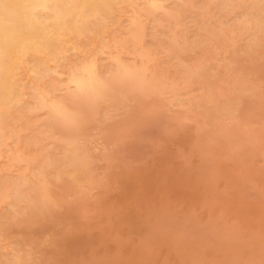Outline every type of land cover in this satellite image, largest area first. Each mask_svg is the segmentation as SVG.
<instances>
[{"label":"rangeland","instance_id":"1","mask_svg":"<svg viewBox=\"0 0 264 264\" xmlns=\"http://www.w3.org/2000/svg\"><path fill=\"white\" fill-rule=\"evenodd\" d=\"M123 1L96 0V7L94 10L95 12L86 9L80 13L79 17H73L69 21L68 33L70 34V39L73 41L72 46L75 44L79 45L77 43H81L83 44V47L86 45L85 48L88 49V45L90 44L88 40L90 39L91 42L93 38L95 40H98L97 42L100 44L99 46L103 48L105 43H107L108 41L106 42V39L102 37L103 34H101L100 32L102 28L99 27H105V25H108L110 21L119 13L118 9L123 4L124 6H128L130 8V13L134 12L135 9L136 11L141 10V13L138 11L137 12L139 13L140 19L142 17L143 20H141L143 30L140 29L142 33L140 30L134 29L131 32L133 33V35L130 33V35L127 36L124 41H121V43L119 41V43H115L116 45L114 44L115 38L114 40L112 38L113 45L111 46V48H104L102 53L100 52L98 53L99 55H95V59L98 62L100 61L99 63L101 66V80L99 79L96 82L95 89H90L88 87L81 89L75 87L74 85L64 83L62 87L59 88L60 90L58 89L57 92H55L56 94H54V96L56 95V99L53 97L54 100L59 101L62 106H64L63 110L67 108L66 112L62 111L61 114L56 113L53 111V109L48 108H42V110L40 108L28 109L24 113L23 117H21L22 120L20 119V117H18L17 121L11 122V116L9 115L11 112L7 114V112L4 110L0 111L1 124L10 121L12 125L11 130L13 128L12 131L7 130V133L11 138H9V136L7 135V139L1 140V142H5L6 144L4 143L3 145H1L2 143L0 142V151L3 150L1 151L2 154L0 152V188H3L0 189V195L2 193V198H0V211L5 212L6 214L4 216L6 218H2L3 222L6 221V219L8 221V224L7 222H4V224L2 222L3 227L0 224V227H2L0 228V231L2 232V234L0 232V236H2L0 237V243L2 242V244H0V264H8V262H10L9 264H14L15 262V264H264V46L262 47V45H264L262 44L264 43V0H253L255 3L252 0H226L227 2L225 0H169L170 2L168 0H163V2H161L160 8L155 11H153L149 5L150 0H134L135 2H133L132 0V3H134L136 6L134 4H129L131 3V0H127V3L126 1ZM236 2L238 3L236 4ZM63 4L65 5L64 2L61 5ZM235 4L237 6H235ZM247 4L250 6H248ZM181 7L182 10H180ZM166 9L168 11H162ZM159 10L161 11L159 12ZM203 10L205 11L203 12ZM220 11H222V14H220ZM253 11L255 12V14ZM207 13L210 19L207 17ZM177 14L180 16V19L178 18ZM256 14L260 15L258 16ZM259 17H261V20L259 19ZM161 18L164 21L161 20ZM256 18L258 19L256 20ZM175 19L178 22H176ZM206 19L208 20V22ZM160 21L163 22L161 23ZM152 25L156 29L152 28ZM178 25L180 27H178ZM223 26L225 27L223 28ZM257 26L260 28H258ZM222 31H224V33ZM261 33L263 35H261ZM180 34L183 35L181 36ZM99 35L101 36L99 37ZM153 35L154 37L152 38ZM237 35L239 39H237ZM96 38H99L101 41ZM142 38L143 40L141 41ZM218 38L220 39L218 40ZM226 38L229 40H227ZM128 40H132L134 42L132 43L130 41L131 45H129L130 42ZM81 41H83L84 43ZM103 41L104 43H102ZM136 41H138V43ZM168 41L171 43H169ZM160 43L163 44L161 45ZM173 45L177 47L175 48ZM188 46L190 48H188ZM191 46H193L194 48ZM221 47L223 51L222 49H220ZM132 48L135 49L133 50ZM127 49L128 52L126 51ZM123 50L125 52H123ZM138 50L141 51L142 54ZM208 50H210V53L208 52ZM196 51L199 52L197 53ZM146 52L148 57L146 55ZM157 52H159L160 54ZM169 53H171V56ZM223 53H225L226 55ZM178 54L181 55L179 56ZM194 54L196 57L194 56ZM102 55L104 56L105 60H103L104 58ZM107 56V59L111 61L109 62L107 60V63H104L106 62ZM251 56L255 58V60ZM40 57L41 53L38 50H33L26 56V65H24L23 62L21 65H19L18 63H15L14 65H6L5 71L7 73L5 72L3 75H1L3 81L0 84V94H7L8 92L6 90V87L10 85H12V88L15 91L24 88V91H28L26 93L29 97L26 98L25 102L28 101L29 105H34L32 102H36L37 100L34 97L32 98L29 96L31 95V93L34 94V91L31 88V85H29V81L25 83V80L28 78L30 80V77H28L27 74L28 67L36 64L39 61ZM190 57L192 60L189 59ZM101 59L103 61H101ZM118 59L121 60V64H117L118 61L116 60ZM241 60L244 63H242ZM238 61H240V64ZM192 62L194 63V65ZM231 62L233 64H230ZM63 63H59L60 65L56 64V66L54 65V67L56 68L57 66H59L60 68H62V65L64 66ZM250 63L252 64L250 65ZM198 65L199 68L197 67ZM234 66L236 67L235 72ZM252 66L254 67V70ZM59 67L57 69H60ZM229 67L230 69H234H231V71H229ZM107 68L110 69L106 71ZM248 68L250 69V72ZM239 69L241 73L239 72ZM62 70L63 69H60V71ZM251 71H253L255 75ZM229 74H231V76ZM156 77L158 78L156 79ZM234 81H236L237 84ZM46 85H49L48 78L46 79L44 86ZM249 85L251 86L249 87ZM258 86H260L261 88ZM254 87H256V89H254ZM127 88L129 89V91ZM225 91H228L229 95ZM61 92L64 93L61 94ZM129 92H131V94ZM244 93H246V96L243 95ZM64 94L67 96L63 97ZM255 96L261 97L257 98ZM156 97L159 99H157ZM235 98H237V100ZM245 98L247 100L246 102ZM163 99H165V104H162ZM203 99L204 101H202ZM239 99L240 103H238ZM30 100L33 101L31 102ZM155 100L157 101V105H155ZM158 100L160 101V103H158ZM135 101L137 104H135ZM244 102L246 104L249 103L247 105V109L249 108V110L243 108L245 110L244 111L242 109V107H244ZM169 103H171V105ZM209 104L210 106H208ZM150 105H152L153 107H150ZM155 106H157L156 110L160 107L157 110L158 112L156 110L153 111ZM140 107L142 110L140 109ZM167 107L170 110L168 109V111L166 112ZM160 109L162 110V112H160ZM32 112H36L35 115L37 114V117L35 115L34 117V113ZM51 112H54L55 114ZM150 112H152V115ZM212 112L215 113L212 115ZM246 112L249 114V116L251 115V117H248V114ZM130 113L131 116H129ZM135 113H137V115ZM31 114L32 117L30 116ZM238 115L239 117H241L239 118ZM8 116L9 118H7ZM143 116L146 119H143ZM152 116L156 117L153 118ZM130 117H133V119ZM147 118L150 119V121L147 120ZM48 119L52 120L50 121ZM220 119H222V121H220ZM236 119L237 121H235ZM238 119H240V121ZM243 119L245 123L244 121H242ZM41 120H43V122ZM141 120H146L147 123L145 121L142 122ZM249 120L251 121L248 122ZM232 121L234 124L232 123ZM241 122L243 123L241 124ZM90 124L91 126H89ZM118 124H122V130L120 126H118ZM224 124L225 127L223 126ZM52 125H54V128ZM99 125L101 127H99ZM220 125L222 128H220ZM208 126L211 127L209 128ZM216 126H218L221 131ZM46 127L52 130L49 131ZM229 127H233V130H231ZM96 128L99 131H97ZM117 128L120 129L118 130ZM125 128L127 131H125ZM235 128L238 133L240 132L241 134L236 133L237 131L235 130ZM215 129L217 131H215ZM222 129H224V131L226 129V131L222 132ZM18 130L20 131L17 134ZM101 131L104 133H102ZM243 131H248V133L246 132L244 134ZM217 132L221 133L222 137ZM226 132L227 135H225ZM256 132H258L259 136ZM208 133L212 134L215 138H213V136L211 135V138L208 137ZM86 134L89 135L87 136ZM223 135L225 138H223ZM231 135L232 137H230ZM57 138L59 140H57ZM235 138H238L240 141ZM216 139L219 140V144ZM232 139L238 141V143L236 141L234 142ZM22 140L25 142H23ZM37 141L43 142L41 143V145H39L40 143H36ZM212 143H214V146ZM42 144L43 147H41ZM71 145L74 146V148H72ZM18 149L20 150L19 152H17ZM51 150L53 151L51 152ZM20 152L24 153L21 154ZM19 153L20 157L18 158ZM74 153L76 155H74ZM23 157L27 159L22 160ZM30 157H32L33 159ZM34 158L35 160H37L35 161ZM86 158H89L91 161ZM17 159H19L20 162ZM54 159L57 163L54 161ZM26 161L29 162L27 163ZM84 161L86 163H84ZM33 162L35 163V165ZM6 163H8V165ZM12 164H16V166H14L16 169H13ZM38 164H40V166ZM52 164L54 165L52 166ZM31 165H33V169ZM57 165H59L60 167H57ZM80 165L84 166L81 167ZM63 166H65V169L63 168ZM4 167L5 169H3ZM21 167L23 169H21ZM43 167L48 170H51L52 168L53 169L51 170V172H49L50 170L48 171L45 168L43 169ZM79 168H81V171L79 170ZM2 172H4L3 175ZM13 172L16 174V177L14 176L15 174ZM44 173L46 175H40ZM7 174H9V176ZM28 174L29 176H31L30 178ZM65 175L68 177H66ZM93 175L95 177H93ZM56 176H59V178H57ZM6 177H9V179H11L9 180ZM25 177L26 179H22ZM69 177L71 178L69 179ZM80 177L83 178L84 181L82 179L79 180ZM19 178L22 181L18 180ZM31 178L33 179L32 182L35 181L34 184L32 182L29 183V181H31ZM38 178L41 181H39ZM89 178L90 180H88ZM58 179L59 181H57ZM23 180L26 182H23ZM5 182L6 184H4ZM7 182L10 183L11 186ZM39 182L47 186H43L45 193L44 190H42V184L40 183V185ZM81 182L84 184H82ZM87 183L88 185L90 184L89 188ZM2 184H4V186ZM68 184H71V186H73L71 187ZM5 185L8 186V189ZM76 185L80 187L82 193L80 190H78L79 188L76 187ZM21 187L23 188L21 189ZM68 187L70 188V190ZM61 188H64V190H62ZM72 189L73 191H71ZM9 190L10 192L13 191V193L11 192V195L9 194ZM87 190L89 191L85 193ZM36 193L38 194V196ZM67 194L69 195L67 196ZM24 195L27 196L25 197ZM49 195H51L52 197ZM23 196L24 198H26L25 200H23ZM73 196H75L77 199ZM65 197L68 198L66 199ZM70 198H74L73 201ZM4 199L9 200V203H7L8 201ZM57 199L60 200L57 201ZM2 200L6 201V203H4ZM15 201L17 202V204ZM22 201L24 202L22 203ZM2 202L4 206L2 205ZM24 203L27 204L24 205ZM19 204L21 205V207L17 206ZM22 204L24 206H22ZM33 204L37 206L35 207ZM19 208L21 209V213L19 211ZM34 208L35 210H37L35 211ZM13 209H16L15 214V211ZM8 212L11 214V216L10 214L8 215ZM32 212H34L36 216L35 214H32ZM15 216L16 218H13L12 220L11 218ZM9 219H11L12 221ZM19 221L21 222L19 223ZM16 222L18 224H16ZM27 223L31 226L27 227L29 226ZM22 226L25 227L23 228ZM20 233H22L24 236ZM27 233H31L32 235H29ZM38 234L39 236L42 235L44 237L38 236V238ZM27 239L29 242L27 241ZM36 239L38 240V242H41L39 243L40 245L37 244L38 242H35L37 241ZM25 241L29 244H26ZM23 243H25L26 247H24L25 245ZM31 243L32 246H30ZM28 249H30L31 251H28ZM33 250L34 252H32ZM10 254L11 256H9ZM2 255L4 256V258ZM32 260L33 263L30 262Z\"/></svg>","mask_w":264,"mask_h":264},{"label":"bare ground","instance_id":"2","mask_svg":"<svg viewBox=\"0 0 264 264\" xmlns=\"http://www.w3.org/2000/svg\"><path fill=\"white\" fill-rule=\"evenodd\" d=\"M104 1V0H103ZM117 1V0H116ZM119 1V0H118ZM123 1V0H122ZM126 1V3H127V0H124L123 2H125ZM129 1V0H128ZM142 1V0H141ZM141 1H140V3H141ZM145 1V0H144ZM169 1V0H168ZM168 1H166V2H168ZM187 1V0H186ZM213 1V0H212ZM216 1V0H215ZM226 1V0H225ZM253 1V0H252ZM65 3V5L63 6V5H61L62 3ZM96 0H0V84L2 83V77H1V75H3L6 71H5V66L6 65H14L15 63H18L19 65H21L22 64V62L24 63V65H26V56H27V54L29 53V52H32L33 50H38L40 53H41V57H40V59H39V61L36 63V64H34V65H32V66H30V67H28V72H27V74H28V77H30V80H29V78L28 79H26L25 80V83H27L28 81V83H30L29 85H31V88L33 89V91H34V94H32L31 93V95H29L30 97H34L36 100V102H32L33 100H30L34 105H29L28 104V101L27 102H25L26 101V98L28 97V94L26 93V92H28V91H24V88H22V89H20V90H18V91H15L13 88H12V85H10V86H7L6 87V90H7V94H0V111H2V110H4V111H6L7 112V114H9V112H11L9 115L11 116V119H10V121L12 122V121H17L18 120V117H20V119H21V117H23V115H24V113L26 112V110H28V109H36V108H40L41 110H42V108H48V109H53V111L54 112H56V113H59V114H61L62 113V111H65L66 112V109L65 110H63L64 108V106H62V104L59 102V101H56V100H54L53 99V97L56 99V95L54 96V94H56L55 92H57V90L60 88V87H62V85L64 84V83H67V84H69V85H74L75 87H77V88H81V89H83V88H85V87H88V88H93V89H95V85H96V82L100 79V76H101V66H100V61L98 62L96 59H95V55H97L98 53H102V51L104 50V48L106 49V48H108V49H110L111 48V46L113 45V40H114V38H115V42H114V44L115 43H119V41H120V43H121V41H124L125 39H126V37L127 36H129L130 35V33L135 29V30H140V29H142V17H141V19H140V16H139V13L138 12H140V11H136V9H135V11L134 12H131L130 13V8L128 7V6H124V4L123 5H121L120 7H119V9H118V7H117V9H118V11H119V13L110 21V23L108 24V25H105V27L103 28V27H99V28H102V30L100 31L101 32V34H103V36L102 37H104L105 39H106V42L107 43H105V45H104V47L103 48H101V46H99L100 44L97 42L98 40H95V39H93L92 38V40H91V42H90V39L88 40V42L90 43L89 45H88V49H86L85 48V46L83 47V44H81V43H77V44H79V45H73L72 46V43H73V41L70 39V37H69V33H68V29H69V21H70V19L71 18H73V17H79L80 16V13L81 12H83L84 10H86V9H88V10H92V11H94L95 10V7H96ZM133 2H135L134 0H133ZM139 2V1H138ZM161 2H163V0H150L149 1V5H150V7L152 8V10L153 11H155V10H158L159 8H160V6H161ZM166 2H165V4H166ZM170 2V1H169ZM189 2V1H188ZM197 2V1H196ZM227 2V1H226ZM245 2V1H244ZM254 2V1H253ZM257 2V1H256ZM108 3V2H107ZM115 3V2H114ZM147 3V2H146ZM174 3V2H173ZM192 3H193V1H192ZM231 3H232V1H231ZM238 2H236V4H237ZM255 3V2H254ZM116 4V3H115ZM117 4H118V2H117ZM129 4H134V3H132V0H131V3H129ZM136 4H137V2H136ZM144 4V3H143ZM171 4V3H170ZM188 4H190V3H188ZM226 4V3H225ZM235 4V6H237ZM240 4H241V2H240ZM251 4H253V3H251ZM135 5V4H134ZM133 5V6H134ZM139 5H141V4H139ZM148 5V4H147ZM172 5V4H171ZM174 5V4H173ZM177 5V4H176ZM181 5V4H180ZM195 5V4H194ZM197 5V4H196ZM234 5V4H233ZM248 5V4H247ZM117 6V5H116ZM136 6V5H135ZM141 6H143V5H141ZM170 6V5H169ZM190 6V5H189ZM193 6V5H192ZM212 6V5H211ZM235 6H234V8H235ZM239 6V5H238ZM240 6H243V5H240ZM248 6H250V5H248ZM247 6V7H248ZM139 7V6H138ZM171 7V6H170ZM222 7V6H221ZM220 7V8H221ZM224 7H225V5H224ZM231 7H233V6H231ZM132 8H134V7H132ZM131 8V9H132ZM137 8V7H136ZM141 8V7H140ZM139 8V9H140ZM149 8V7H148ZM150 8V9H151ZM207 8V7H206ZM214 8V7H213ZM255 8V7H254ZM253 8V9H254ZM144 9V8H143ZM218 9V8H217ZM238 9H239V7H238ZM245 9V8H244ZM248 9V8H247ZM149 10V9H148ZM180 10H182V7H181V9ZM185 10H187V9H185ZM220 10V9H219ZM229 10V9H228ZM236 10V9H235ZM241 10V9H240ZM255 10V9H254ZM261 10V9H260ZM97 11V10H96ZM117 11V12H118ZM146 11V10H145ZM161 10H159V12H160ZM162 11H168L167 9L166 10H162ZM202 11V10H201ZM205 10H203V12H204ZM215 11V10H214ZM218 11V10H217ZM223 11V10H222ZM222 11H220L221 13L220 14H222ZM238 11V10H237ZM95 12V11H94ZM148 12V11H147ZM177 12V11H176ZM202 12V13H203ZM216 12V11H215ZM225 12V11H224ZM235 12V11H234ZM240 12V11H239ZM254 12V11H253ZM258 12V11H257ZM115 13H116V11H115ZM141 13V12H140ZM144 13H146V12H144ZM150 13V12H149ZM161 13H163V12H161ZM211 13V12H210ZM229 13V12H228ZM242 13V12H241ZM260 13V12H259ZM92 14V13H91ZM96 14V13H95ZM183 14V13H182ZM212 14V13H211ZM239 14V13H238ZM254 14H255V12H254ZM262 14V13H261ZM142 15V14H141ZM150 15V14H149ZM175 15V14H174ZM178 15V14H177ZM206 15V14H205ZM224 15V14H223ZM241 15V14H240ZM256 15H258V14H256ZM260 15V14H259ZM258 15V16H259ZM96 16V15H95ZM94 16V17H95ZM113 16H114V13H113ZM143 16H145V15H143ZM152 16H154V15H152ZM167 16V15H166ZM215 16V15H214ZM218 16V15H217ZM231 16V15H230ZM150 17H151V15H150ZM158 17H159V15H158ZM169 17V16H168ZM180 16L178 15V18H179ZM191 17V16H190ZM204 17V16H203ZM207 17L209 18V16H208V13H207ZM242 17V16H241ZM264 17V16H263ZM92 18V17H91ZM152 18V17H151ZM156 18V17H155ZM163 18V17H162ZM161 18V20H163ZM224 18V17H223ZM227 18V17H226ZM255 18V17H254ZM261 17H259V19H260ZM180 19V18H179ZM204 19V18H203ZM210 19V18H209ZM214 19V18H213ZM222 19V18H221ZM258 18H256V20H257ZM142 20V21H141ZM145 20H146V18H145ZM168 20V19H167ZM176 20V19H175ZM183 20V19H182ZM207 20V19H206ZM212 20V19H211ZM231 20H233V19H231ZM230 20V21H231ZM244 20V19H243ZM246 20V19H245ZM250 20V19H249ZM261 20V19H260ZM264 20V19H263ZM156 21V20H155ZM159 21V20H158ZM164 21V20H163ZM163 21H160L161 23L163 22ZM226 21V20H225ZM224 21V22H225ZM254 21V20H253ZM109 22V21H108ZM168 22V21H167ZM176 22H178L177 20H176ZM183 22V21H182ZM207 22H208V20H207ZM206 22V23H207ZM210 22V21H209ZM212 22V21H211ZM223 22V23H224ZM228 22H229V20H228ZM233 22V21H232ZM243 22V21H242ZM245 22V21H244ZM264 22V21H263ZM153 23V22H152ZM180 23V22H179ZM184 23V22H183ZM217 23V22H216ZM238 23V22H237ZM240 23V22H239ZM148 24V23H147ZM164 24H165V22H164ZM167 24V23H166ZM187 24V23H186ZM185 24V25H186ZM191 24V23H190ZM195 24V23H194ZM226 24H227V22H226ZM257 24V23H256ZM145 25V24H144ZM158 25V24H157ZM170 25V24H169ZM168 25V26H169ZM177 25V24H176ZM184 25V26H185ZM189 25V24H188ZM202 25V24H201ZM207 25V24H206ZM232 25V24H231ZM253 25H254V23H253ZM100 26V25H99ZM153 26V25H152ZM151 26V27H152ZM161 26V25H160ZM183 26V25H182ZM181 26V27H182ZM229 26V25H228ZM150 27V26H149ZM162 27V26H161ZM171 27V26H170ZM178 27H180L179 25H178ZM219 27V26H218ZM225 26H223V28H224ZM230 27H232V26H230ZM236 27V26H235ZM258 27V26H257ZM152 28H155L154 26L152 27ZM253 28V27H252ZM258 28H260V27H258ZM257 28V29H258ZM262 28V27H261ZM263 28H264V26H263ZM89 29V28H88ZM146 29H147V26H146ZM145 29V30H146ZM156 29V28H155ZM161 29V28H160ZM164 29V28H163ZM162 29V30H163ZM169 29H171V28H169ZM176 29V28H175ZM191 29V28H190ZM232 29V28H231ZM246 29H247V27H246ZM143 30V29H142ZM144 30V31H145ZM150 30V29H149ZM154 30V29H153ZM211 30V29H210ZM216 30V29H215ZM245 30V29H244ZM141 31V30H140ZM171 31V30H170ZM183 31V30H182ZM204 31V30H203ZM212 31V30H211ZM225 31H226V29H225ZM259 31V30H258ZM93 32V31H92ZM154 32V31H153ZM157 32V31H156ZM155 32V33H156ZM164 32V31H163ZM178 32V31H177ZM187 32V31H186ZM192 32V31H191ZM199 32V31H198ZM218 32V31H217ZM221 32V31H220ZM223 33H224V31H222ZM240 32V31H239ZM242 32V31H241ZM245 32V31H244ZM250 32V31H249ZM260 32H261V30H260ZM95 33V32H94ZM141 33H142V31H141ZM149 33V32H148ZM151 33H152V31H151ZM154 33V34H155ZM172 33V32H171ZM176 33V32H175ZM203 33V32H202ZM213 33H214V31H213ZM254 33V32H253ZM93 34V33H92ZM97 34V33H96ZM96 34H95V36H96ZM100 34V33H99ZM132 35H133V33H131ZM158 34V33H157ZM221 34V33H220ZM247 34V33H246ZM259 34V33H258ZM98 35V34H97ZM143 35V34H142ZM147 35V34H146ZM149 35V34H148ZM151 35V34H150ZM170 35V34H169ZM176 35V34H175ZM181 35V34H180ZM183 35V34H182ZM181 35V36H182ZM188 35V34H187ZM192 35V34H191ZM197 35H198V33H197ZM215 35V34H214ZM225 35V34H224ZM231 35H232V32H231ZM240 35V34H239ZM241 35H243V34H241ZM248 35V34H247ZM261 35H263L262 33H261ZM101 35H99V37H100ZM144 36V35H143ZM178 36H179V33H178ZM202 36V35H201ZM205 36V35H204ZM219 36V35H218ZM227 36V35H226ZM252 36V35H251ZM98 37V36H97ZM102 37H101V39H102ZM139 37V36H138ZM141 37V36H140ZM154 37V35L152 36V38ZM197 37V36H196ZM199 37V36H198ZM229 37V36H228ZM234 37H235V35H234ZM237 37H238V35H237ZM244 37V36H243ZM256 37H257V34H256ZM103 38V39H104ZM112 38H113V40H112ZM129 38V37H128ZM188 38H189V36H188ZM212 38V37H211ZM252 38V37H251ZM262 38V37H261ZM84 39V38H83ZM96 39H99V38H96ZM140 39V38H139ZM179 39V38H178ZM184 39V38H183ZM192 39V38H191ZM220 38H218V40H219ZM227 39V38H226ZM237 39H239V37L237 38ZM241 39V38H240ZM249 39V38H248ZM259 39V38H258ZM80 40H82V39H80ZM100 40V39H99ZM143 40V38L141 39V41ZM157 40V39H156ZM158 40H160V39H158ZM161 40H162V38H161ZM166 40V39H165ZM175 40H177V39H175ZM204 40V39H203ZM224 40H225V38H224ZM227 40H229V39H227ZM244 40V39H243ZM255 40V39H254ZM260 40V39H259ZM85 41V40H84ZM101 41V40H100ZM129 42L131 41L132 43L134 42V41H132V40H128ZM151 41H152V39H151ZM184 41V40H183ZM187 41V40H186ZM186 41H185V43H186ZM198 41V40H197ZM202 41V40H201ZM221 41V40H220ZM223 41V40H222ZM245 41V40H244ZM253 41V40H252ZM81 42H83V41H81ZM131 42H130V44L129 45H131ZM137 43H138V41H136ZM150 42V41H149ZM163 42V41H162ZM169 42V41H168ZM181 42V41H180ZM192 42V41H191ZM200 42V41H199ZM211 42V41H210ZM216 42V41H215ZM255 42V41H254ZM262 42V41H261ZM84 43V42H83ZM102 43H104V41L102 42ZM126 43H128V42H126ZM147 43V42H146ZM145 43V44H146ZM169 43H171V42H169ZM196 43V42H195ZM202 43V42H201ZM218 43H219V41H218ZM223 43H226V42H223ZM222 43V44H223ZM233 43V42H232ZM122 44H123V42H122ZM152 44V43H151ZM161 44V43H160ZM163 44V43H162ZM161 44V45H162ZM168 44V43H167ZM166 44V45H167ZM180 44V43H179ZM184 44V43H183ZM214 44V43H213ZM212 44V45H213ZM245 44V43H244ZM248 44V43H247ZM262 44H264V43H262ZM102 45V44H101ZM116 45V44H115ZM120 45V44H119ZM128 45V46H129ZM141 45H142V42H141ZM171 45V44H170ZM190 45H191V43H190ZM209 45V44H208ZM219 45V44H218ZM253 45H254V43H253ZM258 45H259V43H258ZM121 46V45H120ZM127 46V45H126ZM139 46V45H138ZM174 47H175V45H173ZM182 46H185V45H182ZM181 46V47H182ZM195 46V45H194ZM207 46V45H206ZM220 46V45H219ZM218 46V47H219ZM223 46V45H222ZM231 46V45H230ZM240 46V45H239ZM264 45H262V47H263ZM114 47V46H113ZM112 47V48H113ZM117 47V46H116ZM123 47V46H122ZM130 47V46H129ZM133 47H134V45H133ZM145 47V46H144ZM146 47H147V45H146ZM152 47H153V45H152ZM177 47V46H176ZM175 47V48H176ZM180 47V48H181ZM191 47H193V46H191ZM200 47V46H199ZM214 47V46H213ZM261 47V48H262ZM118 48V47H117ZM139 48H142V47H139ZM158 48V47H157ZM186 48H187V46H186ZM188 48H190L189 46H188ZM194 48V47H193ZM192 48V49H193ZM203 48V47H202ZM208 48V47H207ZM211 48V47H210ZM209 48V49H210ZM226 48V47H225ZM230 48V47H229ZM264 48V47H263ZM120 49V48H119ZM133 49V48H132ZM135 49V48H134ZM133 49V50H134ZM150 49V48H149ZM156 49V48H155ZM201 49V48H200ZM204 49V48H203ZM206 49V48H205ZM214 49V48H213ZM220 49H222V47L220 48ZM233 49V48H232ZM239 49V48H238ZM113 50H115V49H113ZM125 50V49H124ZM123 50V52H125ZM141 50V49H140ZM162 50V49H161ZM165 50V49H164ZM163 50V51H164ZM212 50V49H211ZM243 50V49H242ZM249 50H250V48H249ZM261 50V49H260ZM259 50V51H260ZM111 51H112V49H111ZM127 52H128V49L126 50ZM136 51H137V49H136ZM139 51V50H138ZM148 51V50H147ZM155 51V50H154ZM179 51V50H178ZM187 51V50H186ZM210 50H208V52H209ZM218 51V50H217ZM222 51H223V49H222ZM248 51V50H247ZM257 51V50H256ZM119 52V51H118ZM117 52V53H118ZM139 52H141V51H139ZM153 52V51H152ZM194 52V51H193ZM197 52V51H196ZM199 52V51H198ZM197 52V53H198ZM214 52H216V51H214ZM238 52V51H237ZM242 52V51H241ZM105 53V52H104ZM113 53V52H112ZM157 53H159V52H157ZM210 53V52H209ZM213 53V52H212ZM220 53V52H219ZM261 53H262V51H261ZM109 54V53H108ZM115 54V53H114ZM126 54V53H125ZM131 54V53H130ZM134 54V53H133ZM132 54V55H133ZM141 54H142V52H141ZM140 54V55H141ZM145 54V53H144ZM160 54V53H159ZM170 54V56H171V53H169ZM184 54V53H183ZM190 54H191V52H190ZM202 54V53H201ZM207 54V53H206ZM223 54H225V53H223ZM240 54H242V53H240ZM244 54V53H243ZM247 54V53H246ZM249 54V53H248ZM252 54V53H251ZM255 54V53H254ZM258 54V53H257ZM99 55V54H98ZM110 55V54H109ZM146 55H147V52H146ZM166 55V54H165ZM179 56L181 55V54H178ZM199 55V54H198ZM197 55V56H198ZM226 55V54H225ZM233 55V54H232ZM256 55V54H255ZM103 56V55H102ZM120 56V55H119ZM122 56V55H121ZM134 56V55H133ZM142 56V55H141ZM159 56V55H158ZM161 56V55H160ZM191 56V55H190ZM193 56V55H192ZM194 56H195V54H194ZM205 56V55H204ZM215 56V55H214ZM217 56V55H216ZM259 56V55H258ZM258 56H255V57H258ZM99 57V56H98ZM110 57V56H109ZM147 57H148V55H147ZM156 57V56H155ZM185 57H187V56H185ZM196 57V56H195ZM200 57V56H199ZM202 57V56H201ZM213 57V56H212ZM244 57V56H243ZM252 57V56H251ZM102 58V57H101ZM103 58H104V56H103ZM108 58V56L106 57V62H104V63H107V60L109 61V59H107ZM115 58V57H114ZM127 58V57H126ZM140 58V57H139ZM152 58V57H151ZM157 58V57H156ZM161 58V57H160ZM166 58V57H165ZM175 58V57H174ZM178 58V57H177ZM214 58V57H213ZM213 58H212V60H213ZM248 58V57H247ZM253 58V57H252ZM264 58V57H263ZM99 59V58H98ZM112 59V58H111ZM130 59V58H129ZM128 59V60H129ZM133 59H135V58H133ZM132 59V60H133ZM170 59H172V58H170ZM169 59V60H170ZM176 59V58H175ZM189 59H191V57L189 58ZM210 59V58H209ZM215 59V58H214ZM240 59V58H239ZM254 60H255V58H253ZM258 59V58H257ZM256 59V60H257ZM262 59V58H261ZM103 60H105V58L103 59ZM102 59H101V61H103ZM114 60V59H113ZM135 60H137V59H135ZM154 60V59H153ZM168 60V61H169ZM192 60V59H191ZM226 60V59H225ZM248 60V59H247ZM249 60H250V58H249ZM248 60V61H249ZM252 60V59H251ZM259 60V59H258ZM111 61V60H110ZM109 61V62H110ZM116 61H118V63L117 64H121L122 62H121V60H116ZM127 61V60H126ZM130 61V60H129ZM134 61V60H133ZM139 61V60H138ZM147 61V60H146ZM150 61H151V59H150ZM167 61V62H168ZM204 61H205V59H204ZM235 61V60H234ZM242 61V60H241ZM64 62V63H63ZM145 62V61H144ZM162 62V61H161ZM165 62V61H164ZM173 62V61H172ZM194 62V61H193ZM192 62V63H193ZM196 62V61H195ZM198 62H199V60H198ZM202 62H203V60H202ZM226 62V61H225ZM224 62V63H225ZM237 62V61H236ZM239 62V64H240V61H238ZM252 62V61H251ZM258 62V61H257ZM262 62H263V60H262ZM59 63H63L64 64V66H65V68H64V66L62 65V68H60L59 66H57L56 68L54 67V65L56 66V64L57 65H60ZM124 63V62H123ZM153 63V62H152ZM158 63V62H157ZM191 63V62H190ZM215 63V62H214ZM235 63V62H234ZM242 63H244L243 61H242ZM249 63V62H248ZM253 63V62H252ZM252 63H250V65L252 64ZM127 64V63H126ZM200 64V63H199ZM203 64V63H202ZM201 64V65H202ZM209 64V63H208ZM226 64V63H225ZM230 64H233L232 62L230 63ZM237 64V63H236ZM246 64V63H245ZM261 64H263V63H261ZM19 65H18V67H19ZM103 65V64H102ZM112 65V64H111ZM134 65V64H133ZM141 65V64H140ZM153 65V64H152ZM175 65V64H174ZM193 65H194V63H193ZM200 65V66H201ZM256 65V64H255ZM259 65V64H258ZM104 66V65H103ZM102 66V67H103ZM148 66V65H147ZM151 66V65H150ZM158 66V65H157ZM168 66V65H167ZM203 66H207V65H203ZM202 66V67H203ZM220 66V65H219ZM231 66V65H230ZM236 66V65H235ZM234 66V67H235ZM60 68V69H63L62 71H60V69H57V68ZM144 67V66H143ZM154 67V66H153ZM156 67V66H155ZM159 67V66H158ZM174 67V66H173ZM181 67V66H180ZM198 68H199V65L197 66ZM221 67V66H220ZM227 67V66H226ZM245 67V66H244ZM253 67V66H252ZM259 67V66H258ZM264 67V66H263ZM262 67V68H263ZM11 68V67H10ZM104 68V67H103ZM102 68V69H103ZM120 68V67H119ZM150 68V67H149ZM161 68V67H160ZM164 68V67H163ZM190 68V67H189ZM21 69V68H20ZM19 69V70H20ZM110 69V68H109ZM108 68H107V70L106 71H108L109 70ZM129 69V68H128ZM155 69V68H154ZM153 69V70H154ZM206 69V68H205ZM232 70L234 69V68H231ZM231 69H230V67H229V71H231ZM249 69V68H248ZM247 69V70H248ZM123 70V69H122ZM178 70V69H177ZM253 70H254V67H253ZM260 70V69H259ZM258 70V71H259ZM14 71V70H13ZM104 71V70H103ZM116 71V70H115ZM114 71V72H115ZM204 71V70H203ZM224 71V70H223ZM236 71V67H235V70H234V72ZM245 71V70H244ZM19 72V71H18ZM112 72H113V70H112ZM160 72V71H159ZM158 72V73H159ZM161 72H163V71H161ZM168 72V71H167ZM192 72H194V71H192ZM199 72V71H198ZM233 72V71H232ZM233 72V73H234ZM239 72L241 73V71H240V69H239ZM238 72V73H239ZM249 72H250V69H249ZM251 72H253V71H251ZM256 72V71H255ZM7 73V72H6ZM169 73H172V72H169ZM244 73V72H243ZM242 73V74H243ZM246 73V72H245ZM12 74H13V72H12ZM104 74H105V72H104ZM120 74H121V72H120ZM166 74V73H165ZM253 74H254V72H253ZM263 74V73H262ZM21 75V74H20ZM103 75V74H102ZM154 75V74H153ZM158 75V74H157ZM227 75V74H226ZM230 76H231V74H229ZM237 75V74H236ZM244 75V74H243ZM255 75V74H254ZM257 75V74H256ZM260 75V74H259ZM26 76V75H25ZM159 76V75H158ZM160 76H162V75H160ZM177 76V75H176ZM191 76V75H190ZM235 76V75H234ZM240 76V75H239ZM238 76V77H239ZM132 77V76H131ZM171 77V76H170ZM247 77V76H246ZM250 77H251V75H250ZM254 77V76H253ZM257 77H259V76H257ZM49 79V85L46 87V86H44L45 85V82H46V79ZM158 77H156V79H157ZM196 78V77H195ZM199 78V77H198ZM202 78H204V77H202ZM221 78V77H220ZM228 78V77H227ZM149 79H151V78H149ZM153 79V78H152ZM155 79V78H154ZM164 79V78H163ZM170 79V78H169ZM175 79V78H174ZM194 79V78H193ZM216 79V78H215ZM252 79V78H251ZM250 79V80H251ZM255 79V78H254ZM258 79V78H257ZM260 79V78H259ZM101 80V79H100ZM178 80V79H177ZM228 80V79H227ZM12 81V80H11ZM152 81V80H151ZM159 81V80H158ZM194 81V80H193ZM212 81V80H211ZM238 81V80H237ZM253 81V80H252ZM258 81V80H257ZM260 81V80H259ZM21 82V81H20ZM105 82V81H104ZM169 82V81H168ZM204 82V81H203ZM235 83H236V81H234ZM242 82V81H241ZM19 83V82H18ZM22 83V82H21ZM20 83V84H21ZM159 83V82H158ZM184 83V82H183ZM191 83V82H190ZM221 83V82H220ZM243 83V82H242ZM250 83V82H249ZM261 83V82H260ZM263 83V82H262ZM48 84V83H47ZM194 84V83H193ZM222 84V83H221ZM226 84V83H225ZM237 84V83H236ZM100 85V84H99ZM159 85V84H158ZM189 85V84H188ZM207 85V84H206ZM66 86V85H65ZM193 86V85H192ZM202 86V85H201ZM222 86V85H221ZM251 85H249V87H250ZM104 87H106V86H104ZM148 87V86H147ZM165 87V86H164ZM179 87V86H178ZM190 87V86H189ZM203 87V86H202ZM248 87V88H249ZM258 87H260V86H258ZM26 88H27V86H26ZM29 88V87H28ZM149 88V87H148ZM161 88H162V86H161ZM160 88V89H161ZM167 88V87H166ZM180 88V87H179ZM192 88V87H191ZM201 88V87H200ZM235 88V87H234ZM237 88V87H236ZM261 88V87H260ZM80 89V90H81ZM128 89V88H127ZM132 89V88H131ZM218 89V88H217ZM220 89H222V88H220ZM239 89V88H238ZM245 89V88H244ZM247 89V88H246ZM254 89H256V87H254ZM60 90V89H59ZM69 90V89H68ZM164 90H166V89H164ZM169 90H171V89H169ZM180 90V89H179ZM229 90V89H228ZM32 91V90H31ZM61 91H62V88H61ZM72 91V90H71ZM92 91V90H91ZM128 91H129V89H128ZM162 91V90H161ZM160 91V92H161ZM178 91V90H177ZM202 91V90H201ZM214 91H216V90H214ZM252 91H253V89H252ZM67 92V91H66ZM84 92V91H83ZM164 92V91H163ZM171 92V91H170ZM226 92V91H225ZM250 92H251V90H250ZM64 93V92H63ZM62 92H61V94H63ZM73 93V92H72ZM130 94H131V92H129ZM156 93V92H155ZM157 93H159V92H157ZM174 93V92H173ZM227 94H228V91L226 92ZM30 94V93H29ZM93 94V93H92ZM133 94H135V93H133ZM176 94V93H175ZM175 94H174V96H175ZM199 94V93H198ZM215 94V93H214ZM231 94V93H230ZM246 93H244L243 95H245ZM264 94V93H263ZM73 95V94H72ZM85 95H87V94H85ZM124 95H125V93H124ZM218 95H219V93H218ZM224 95V94H223ZM222 95V96H223ZM229 95V94H228ZM234 95V94H233ZM66 97L67 95H63V97ZM70 96V95H69ZM121 96V95H120ZM128 96H130V95H128ZM127 96V97H128ZM141 96V95H140ZM169 96V95H168ZM197 96V95H196ZM214 96V95H213ZM246 96V95H245ZM244 96V97H245ZM253 96H254V94H253ZM59 97H60V95H59ZM114 97V96H113ZM142 97V96H141ZM144 97V96H143ZM154 97V96H153ZM162 97V96H161ZM187 97V96H186ZM192 97V96H191ZM198 97V96H197ZM204 97V96H203ZM211 97V96H210ZM226 97V96H225ZM224 97V98H225ZM251 97V96H250ZM255 97H261V96H255ZM29 98V97H28ZM117 98V97H116ZM130 98V97H129ZM157 98V97H156ZM193 98V97H192ZM196 98V97H195ZM208 98V97H207ZM254 98V97H253ZM256 98V99H257ZM118 99V98H117ZM146 99H148V98H146ZM151 99V98H150ZM157 99H159V98H157ZM214 99V98H213ZM236 100H237V98H235ZM234 99V100H235ZM255 99V98H254ZM253 99V100H254ZM122 100V99H121ZM136 100H137V97H136ZM164 100L165 99H163V102H162V104L164 103ZM177 100V99H176ZM124 101V100H123ZM127 101V100H126ZM150 101V100H149ZM159 101V100H158ZM172 101V100H171ZM202 101H204V99L202 100ZM208 101H209V99H208ZM213 101V100H212ZM228 101V100H227ZM240 101V99L238 100V103H240L239 102ZM247 100H246V98H245V102H246ZM255 101V100H254ZM258 101V100H257ZM113 102V101H112ZM120 102V101H119ZM143 102H144V100H143ZM155 102H156V104L155 105H157V101L155 100ZM154 102V103H155ZM167 102V101H166ZM184 102V101H183ZM193 102H195V101H193ZM211 102V101H210ZM244 102V107H242V109L243 108H246L247 109V105L249 104H246ZM114 103V102H113ZM117 103V102H116ZM123 103V102H122ZM142 103V102H141ZM151 103H152V101H151ZM158 103H160V101L158 102ZM215 103V102H214ZM213 103V104H214ZM216 103H217V101H216ZM219 103V102H218ZM221 103V102H220ZM234 103H235V101H234ZM236 103H237V101H236ZM243 103V102H242ZM72 104V103H71ZM124 104H125V102H124ZM135 104H137L136 103V101H135ZM145 104V103H144ZM165 104V103H164ZM168 104V103H167ZM166 104V105H167ZM170 105H171V103H169ZM196 104V103H195ZM203 104V103H202ZM211 104V103H210ZM210 104L208 105V106H210ZM246 104V105H245ZM67 105V104H66ZM69 105V104H68ZM132 105V104H131ZM204 105V104H203ZM224 105V104H223ZM236 105V104H235ZM241 105V104H240ZM239 105V106H240ZM116 106V105H115ZM130 106V105H129ZM133 106V105H132ZM141 106V105H140ZM152 105H150V107H151ZM160 106H162V105H160ZM168 106V105H167ZM197 106V105H196ZM216 106V105H215ZM237 106V105H236ZM238 106V107H239ZM70 107V106H69ZM135 107V106H134ZM138 107V106H137ZM153 107V106H152ZM159 107V106H158ZM164 107V106H163ZM217 107H219V106H217ZM216 107V108H217ZM99 108V107H98ZM115 108V107H114ZM125 108H127V107H125ZM129 108H131V107H129ZM156 108H157V106H155V108L153 109V108H151V109H153V111L154 110H156ZM160 108V107H159ZM158 108V109H159ZM165 108V107H164ZM237 108V107H236ZM101 109V108H100ZM108 109V108H107ZM135 109V108H134ZM138 109V108H137ZM140 109H141V107H140ZM149 109V108H148ZM157 109V110H158ZM162 109V108H161ZM160 109V110H161ZM168 107H167V110H166V112L168 111ZM180 109V108H179ZM196 109V108H195ZM112 110V109H111ZM125 110V109H124ZM123 110V111H124ZM131 110V109H130ZM129 110V111H130ZM142 110V109H141ZM156 110V111H157ZM170 110V109H169ZM193 110V109H192ZM218 110V109H217ZM216 110V111H217ZM234 110H235V108H234ZM244 110V109H243ZM247 110H249V108L247 109ZM32 111H35V110H32ZM106 111V110H105ZM135 111V110H134ZM150 111V110H149ZM164 111V110H163ZM176 111V110H175ZM187 111V110H186ZM191 111V110H190ZM189 111V112H190ZM195 111V110H194ZM229 111H231V110H229ZM242 111V110H241ZM245 111V110H244ZM5 112V113H6ZM41 112V111H40ZM54 112H51V113H54ZM108 112V111H107ZM110 112V111H109ZM114 112H116V111H114ZM137 112V111H136ZM140 112V111H139ZM138 112V113H139ZM158 112V111H157ZM160 112H162V110L160 111ZM159 112V113H160ZM227 112V111H226ZM239 112V111H238ZM237 112V113H238ZM243 112V111H242ZM250 112V111H249ZM29 113V112H28ZM32 113H34V112H32ZM36 113V112H35ZM35 113L33 114V116L35 115ZM37 113H39V112H37ZM47 113V112H46ZM69 113V112H68ZM151 113V115H152V112H150ZM188 113V112H187ZM186 113V114H187ZM191 113V112H190ZM189 113V114H190ZM193 113V112H192ZM215 113V112H214ZM213 112H212V115L214 114ZM220 113H221V111H220ZM222 113H224V112H222ZM244 113V112H243ZM243 113H242V115H243ZM247 113V112H246ZM39 114H41V113H39ZM43 114V113H42ZM55 114V113H54ZM106 114V113H105ZM113 114V113H112ZM117 114V113H116ZM136 115H137V113H135ZM141 114V113H140ZM146 114V113H145ZM156 114V113H155ZM195 114V113H194ZM248 114V113H247ZM37 115V114H36ZM35 115V116H36ZM97 115V114H96ZM109 115V114H108ZM129 115V114H128ZM134 115V114H133ZM226 115V114H225ZM31 117H32V114L30 115ZM30 116H28V117H30ZM34 116V117H35ZM41 116V115H40ZM120 116V115H119ZM123 116V115H122ZM129 116H131V113H130V115ZM135 116V115H134ZM157 116V115H156ZM155 116V117H156ZM184 116H188V115H184ZM193 116V115H192ZM211 116V115H210ZM233 116V115H232ZM235 116V115H234ZM246 116V115H245ZM37 117V116H36ZM56 117H57V114H56ZM92 117V116H91ZM97 117V116H96ZM106 117V116H105ZM109 117V116H108ZM124 117H126V116H124ZM137 117V116H136ZM144 117V116H143ZM153 117V116H152ZM155 117H153V118H155ZM217 117V116H216ZM238 117H239V115H238ZM241 117V116H240ZM239 117V118H240ZM248 117H251V115L249 116V114H248ZM248 117H246V118H248ZM4 118V117H3ZM6 118V117H5ZM7 118H9V116L7 117ZM48 118H50V117H48ZM65 118V117H64ZM94 118H95V116H94ZM93 118V119H94ZM110 118V117H109ZM108 118V119H109ZM130 118H132L133 119V117H130ZM139 118H142V117H139ZM138 118V119H139ZM189 118V117H188ZM245 118V117H244ZM254 118V117H253ZM32 119V118H31ZM37 119V118H36ZM56 119V118H55ZM61 119V118H60ZM115 119V118H114ZM143 119H146L145 117L143 118ZM184 119H186V118H184ZM184 119H183V121H184ZM196 119V118H195ZM217 119V118H216ZM2 120V119H1ZM4 120V119H3ZM22 120V119H21ZM34 120V119H33ZM38 120V119H37ZM48 120H50V119H48ZM52 120V119H51ZM50 120V121H51ZM59 120V119H58ZM67 120V119H66ZM110 120V119H109ZM147 120H149L150 121V119H148L147 118ZM182 120V119H181ZM190 120V119H189ZM188 120V121H189ZM199 120V119H198ZM239 121H240V119H238ZM10 121L9 122H7V123H4V124H1V122H0V142H1V140H5V139H7V135H8V133H7V130H11V123H10ZM24 121H26V120H24ZM23 121V122H24ZM27 121H28V119H27ZM42 122H43V120H41ZM45 121V120H44ZM92 121V120H91ZM128 121H130V120H128ZM142 121V120H141ZM140 121V122H141ZM143 121H145L146 123H147V121L146 120H143ZM142 121V122H143ZM186 121V120H185ZM194 121V120H193ZM201 121H202V119H201ZM201 121H200V123H201ZM220 121H222V119H220ZM235 121H237V119L235 120ZM238 121V122H239ZM242 121H244V119L242 120ZM251 120H249L248 122H250ZM22 122V123H23ZM35 122V121H34ZM37 122V121H36ZM40 122V121H39ZM105 122V121H104ZM121 122V121H120ZM127 122V121H126ZM196 122H197V120H196ZM217 122V121H216ZM3 123V122H2ZM17 123V122H16ZM15 123V124H16ZM27 123V122H26ZM66 123V122H65ZM199 123V124H200ZM205 123V122H204ZM223 123V122H222ZM232 123H233V121H232ZM243 122H241V124H242ZM244 123H245V121H244ZM252 123V122H251ZM14 124V125H15ZM18 124H19V122H18ZM93 124H94V122H93ZM101 124V123H100ZM103 124V123H102ZM105 124V123H104ZM218 124V123H217ZM226 124H228V123H226ZM234 124V123H233ZM248 124V123H247ZM28 125H29V123H28ZM33 125V124H32ZM42 125V124H41ZM122 125V124H121ZM121 125H119L118 124V126H120V128H121V130H122V127H121ZM207 125V124H206ZM222 125V124H221ZM221 125H220V128H222L221 127ZM249 125V124H248ZM251 125V124H250ZM16 126V125H15ZM18 126V125H17ZM49 126V125H48ZM53 126V128H54V125H52ZM51 126V127H52ZM56 126V125H55ZM85 126V125H84ZM89 126H91V124L89 125ZM124 126H125V124H124ZM123 126V127H124ZM224 127H225V124L223 125ZM22 127V126H21ZM33 127V126H32ZM50 127V126H49ZM96 127V126H95ZM99 127H101L100 125H99ZM103 127V126H102ZM116 127H117V125H116ZM127 127V126H126ZM204 127V126H203ZM209 127V126H208ZM211 127V126H210ZM209 127V128H210ZM212 127H214V126H212ZM216 127H218V126H216ZM243 127H244V125H243ZM19 128V127H18ZM29 128V127H28ZM27 128V129H28ZM37 128H38V126H37ZM44 128V127H43ZM47 128V127H46ZM98 128V127H97ZM97 128H96V130H97ZM119 128V129H120ZM231 130H233V127H229ZM246 128V127H245ZM20 129V128H19ZM30 129V128H29ZM28 129V130H29ZM48 129V128H47ZM88 129H90V128H88ZM93 129H94V127H93ZM118 129V128H117ZM118 129V130H119ZM203 129V128H202ZM218 129H219V127H218ZM226 129H227V126H226ZM226 129H225V131H226ZM229 129V130H230ZM251 129V128H250ZM12 130H13V128H12ZM11 130V131H12ZM24 130V129H23ZM27 130V131H28ZM49 131H51L50 130V128L48 129ZM87 130V129H86ZM92 130V129H91ZM209 130V129H208ZM220 130V129H219ZM218 130V131H219ZM223 131L222 132H225L224 131V129H222ZM230 130V131H231ZM235 130H236V128H235ZM256 130V129H255ZM19 131L20 130H18L17 131V134L19 133ZM35 131V130H34ZM37 131H39V130H37ZM45 131V130H44ZM56 131V130H55ZM97 131H99V130H97ZM96 131V132H97ZM125 131H127L126 130V128H125ZM215 131H217L216 129H215ZM221 131V130H220ZM228 131V130H227ZM237 131V130H236ZM235 131V132H236ZM241 131V130H240ZM245 131V130H244ZM243 131V132H244ZM14 132V131H13ZM12 132V133H13ZM31 132V131H30ZM102 132V131H101ZM205 132V131H204ZM212 132V131H211ZM234 132V131H233ZM247 133H248V131H246ZM246 132H244V134L246 133ZM251 132V131H250ZM262 132V131H261ZM16 133V132H15ZM36 133V132H35ZM41 133H43V132H41ZM45 133H47V132H45ZM50 133V132H49ZM99 133V132H98ZM102 133H104V132H102ZM218 133V132H217ZM229 133V132H228ZM236 133H238V131L236 132ZM240 133V132H239ZM238 133V134H239ZM257 134H258V132H256ZM10 134V133H9ZM24 134V133H23ZM37 134V133H36ZM110 134H111V132H110ZM209 134V136L208 137H210V135L211 136H213L212 134H210V133H208ZM214 134V133H213ZM221 137H222V135H221V133H218ZM235 134V133H234ZM233 134V135H234ZM241 134V133H240ZM253 134V133H252ZM30 135V134H29ZM56 135V134H55ZM87 135V134H86ZM89 135V134H88ZM87 135V136H88ZM91 135V134H90ZM218 135V136H219ZM225 135H227V132L225 133ZM228 135H230V134H228ZM237 135V134H236ZM9 136V135H8ZM14 136V135H13ZM32 136V135H31ZM39 136V135H38ZM48 136H49V134H48ZM48 136H46V137H48ZM52 136V135H51ZM86 136V137H87ZM101 136V135H100ZM219 136V137H220ZM235 136V135H234ZM258 136H259V134H258ZM262 136V135H261ZM36 137V136H35ZM42 137H43V135H42ZM90 137V136H89ZM217 137V136H216ZM218 137V138H219ZM229 137V136H228ZM230 137H232V135L230 136ZM236 137V136H235ZM239 137V136H238ZM251 137V136H250ZM9 138H11L10 136H9ZM13 138V137H12ZM22 138V137H21ZM25 138V137H24ZM93 138V137H92ZM211 138V137H210ZM213 138H215L214 136H213ZM223 138H225L224 137V135H223ZM254 138H255V136H254ZM260 138V137H259ZM258 138V139H259ZM262 138V137H261ZM18 139V138H17ZM23 139V138H22ZM26 139V138H25ZM30 139V138H29ZM38 139H40V138H38ZM56 139V138H55ZM64 139V138H63ZM87 139V138H86ZM85 139V140H86ZM94 139V138H93ZM206 139H208V138H206ZM226 139H227V136H226ZM225 139V140H226ZM235 139H238V138H235ZM12 140V139H11ZM20 140V139H19ZM31 140V139H30ZM33 140V139H32ZM35 140V139H34ZM37 140V139H36ZM45 140V139H44ZM48 140H49V138H48ZM57 140H59L58 138H57ZM79 140V139H78ZM90 140H92V139H90ZM233 140V139H232ZM231 140V141H232ZM239 140V139H238ZM242 140V139H241ZM10 141V140H9ZM13 141H14V139H13ZM23 141V140H22ZM216 141L218 142L219 140L218 139H216ZM227 141V140H226ZM230 141V142H231ZM234 142L236 141V140H233ZM240 141V140H239ZM250 141V140H249ZM254 141H255V139H254ZM23 142H25V141H23ZM27 142V141H26ZM43 142V141H42ZM42 142H39V141H37L36 143H40L39 145H41V143ZM49 142V141H48ZM53 142H55V141H53ZM208 142V141H207ZM228 142V141H227ZM229 142V143H230ZM233 142V143H234ZM237 143H238V141H236ZM251 142V141H250ZM258 142V141H257ZM264 142V141H263ZM2 144L1 145H3L4 143L3 142H1ZM17 143H19V142H17ZM28 143V142H27ZM31 143H32V141H31ZM30 143V144H31ZM240 143V142H239ZM6 144V143H5ZM8 144V143H7ZM10 144V143H9ZM12 144V143H11ZM16 144V143H15ZM30 144H29V146H30ZM50 144V143H49ZM72 144V143H71ZM213 144V146H214V143H212ZM215 144H216V142H215ZM218 144H219V142H218ZM259 144V143H258ZM263 144V143H262ZM13 145V144H12ZM18 145V144H17ZM52 145V144H51ZM210 145V144H209ZM237 145V144H236ZM256 145V144H255ZM26 146V145H25ZM28 146V145H27ZM33 146V145H32ZM54 146V145H53ZM57 146H58V144H57ZM70 146V145H69ZM72 146V145H71ZM77 146V145H76ZM79 146V145H78ZM234 146V145H233ZM261 146V145H260ZM1 147V146H0ZM10 147V146H9ZM8 147V148H9ZM14 147V146H13ZM18 147V146H17ZM37 147V146H36ZM36 147H35V149H36ZM39 147V146H38ZM41 147H43V144H42V146ZM259 147V146H258ZM258 147H257V149H258ZM19 148V147H18ZM72 148H74V146H72ZM76 148V147H75ZM7 149V148H6ZM6 149H4V150H6ZM11 149V148H10ZM13 149V148H12ZM27 149H28V147H27ZM52 149V148H51ZM62 149V148H61ZM43 150V149H42ZM1 151H3V150H1ZM0 151V152H1ZM20 150L18 149V151L17 152H19ZM30 151V150H29ZM28 151V152H29ZM49 151V150H48ZM53 150H51V152H52ZM67 151V150H66ZM69 151V150H68ZM70 151H71V149H70ZM97 151V150H96ZM8 152V151H7ZM7 152H5V153H7ZM25 152V151H24ZM23 152V153H24ZM47 152V151H46ZM65 152V151H64ZM86 152H88V151H86ZM21 153V152H20ZM20 153H19V156H18V158L20 157ZM23 153H21V154H23ZM30 153V152H29ZM28 153V154H29ZM40 153V152H39ZM59 153V152H58ZM73 153V152H72ZM82 153H84V152H82ZM1 154H2V152H1ZM33 154V153H32ZM38 154V153H37ZM46 154H48V153H46ZM70 154V153H69ZM76 154H77V152H76ZM75 153H74V155H76ZM14 155H15V153H14ZM44 155V154H43ZM42 155V156H43ZM50 155V154H49ZM57 155V154H56ZM63 155V154H62ZM8 156V155H7ZM28 156H30V155H28ZM27 156V157H28ZM32 156V155H31ZM41 156V155H40ZM60 156V155H59ZM71 156V155H70ZM81 156V155H80ZM83 156V155H82ZM12 157V156H11ZM16 157V156H15ZM25 157V156H24ZM22 158V160L23 159H27V158ZM33 157V156H32ZM32 157H30V158H32ZM61 157V156H60ZM96 157V156H95ZM43 158V157H42ZM41 158V159H42ZM3 159H5V158H3ZM7 159V158H6ZM9 159H10V157H9ZM8 159V160H9ZM21 159V158H20ZM33 159V158H32ZM39 159V158H38ZM44 159H45V157H44ZM61 159V158H60ZM82 159H84V158H82ZM86 159H89V158H86ZM15 160V159H14ZM17 160H19V159H17ZM34 160H35V158H34ZM37 160V159H36ZM35 160V161H36ZM51 160V159H50ZM90 160V159H89ZM5 161V160H4ZM54 161L56 162V160L54 159ZM61 161V160H60ZM63 161V160H62ZM68 161V160H67ZM66 161V162H67ZM79 161H81V160H79ZM91 161V160H90ZM96 161V160H95ZM19 162H20V160H19ZM27 163L29 162V161H26ZM83 162V161H82ZM88 162V161H87ZM3 163H5V162H3ZM12 163H14V162H12ZM34 163V162H33ZM38 163V162H37ZM40 163H41V161H40ZM48 163V162H47ZM57 163V162H56ZM64 163V162H63ZM84 163H86L85 161H84ZM96 163V162H95ZM2 164V163H1ZM7 165H8V163H6ZM11 164V163H10ZM22 164V163H21ZM43 164V163H42ZM51 164V163H50ZM13 165V164H12ZM19 165V164H18ZM30 165V164H29ZM34 165H35V163H34ZM37 165V164H36ZM39 166H40V164H38ZM45 165H46V163H45ZM49 165V164H48ZM54 164H52V166H53ZM60 165V164H59ZM59 165H57V167H60ZM76 165H78V164H76ZM88 165H89V163H88ZM91 165V164H90ZM2 166H4V165H2ZM14 166H16V164H14L13 165V169L15 168ZM33 165H31V167H32ZM67 166H69V165H67ZM81 166V165H80ZM79 166V167H80ZM84 166V165H83ZM83 166H81V167H83ZM9 167V166H8ZM26 167V166H25ZM30 167V168H31ZM35 167H37V166H35ZM56 167V166H55ZM17 168H18V166H17ZM29 168V167H28ZM41 168V167H40ZM45 167H43V169H44ZM49 168V167H48ZM63 168L65 169V166H63ZM70 168V167H69ZM86 168V167H85ZM93 168V167H92ZM3 169H5V167L3 168ZM16 169V168H15ZM20 169V168H19ZM21 169H23L22 167H21ZM32 169H33V167H32ZM42 169V170H43ZM46 169V168H45ZM53 169V168H52ZM51 169V170H52ZM68 169V168H67ZM77 169V168H76ZM81 168H79V170H80ZM84 169V168H83ZM10 170V169H9ZM29 170V169H28ZM46 170H48V169H46ZM50 170V169H49ZM48 170V171H49ZM51 170L49 171V172H51ZM59 170V169H58ZM61 170V169H60ZM63 170V169H62ZM6 171V170H5ZM13 171V170H12ZM11 171V172H12ZM22 171V170H21ZM20 171V172H21ZM32 171H34V170H32ZM70 171V170H69ZM81 171V170H80ZM87 171H88V169H87ZM93 171V170H92ZM9 172V171H8ZM15 172V171H14ZM13 172V173H14ZM19 172V173H20ZM40 172V171H39ZM46 172V171H45ZM60 172V171H59ZM58 172V173H59ZM73 172V171H72ZM71 172V173H72ZM75 172V171H74ZM3 173L4 172H2V175H3ZM26 173V172H25ZM27 173H28V171H27ZM34 173V172H33ZM53 173V172H52ZM81 173V172H80ZM10 174V173H9ZM9 174H7L8 176H9ZM15 174V173H14ZM22 174V173H21ZM20 174V175H21ZM67 174V173H66ZM83 174H84V172H83ZM86 174V173H85ZM31 175V174H30ZM40 175H46L45 173L44 174H40ZM68 175V174H67ZM70 175H72V174H70ZM5 176V175H4ZM15 177H16V174L14 175ZM14 176H12V177H14ZM27 176V175H26ZM28 176H29V174H28ZM35 176V175H34ZM66 176V175H65ZM84 176H86V175H84ZM83 176V177H84ZM3 177V176H2ZM11 177V176H10ZM31 176H29V178H30ZM43 177V176H42ZM53 177V176H52ZM57 177V176H56ZM55 177V178H56ZM64 177V176H63ZM62 177V178H63ZM66 177H68V176H66ZM72 177V176H71ZM71 177H69V179L71 178ZM93 177H95L94 175H93ZM4 178V177H3ZM2 178V179H3ZM6 178H8L9 179V177H6ZM54 178V179H55ZM57 178H59V176L57 177ZM56 178V179H57ZM76 178V177H75ZM87 178V177H86ZM1 179V180H2ZM11 179V178H10ZM9 179V180H10ZM16 179V178H15ZM14 179V180H15ZM22 179H26V177L25 178H22ZM39 179V178H38ZM44 179V178H43ZM48 179V178H47ZM64 179V178H63ZM80 179H82L83 180V178H79V180ZM4 180H5V178H4ZM18 180H20V178L18 179ZM29 180V179H28ZM32 178H31V181H29V183L30 182H32ZM50 180V179H49ZM73 180V179H72ZM88 180H90V178L88 179ZM87 180V181H88ZM93 180V179H92ZM91 180V181H92ZM6 181V180H5ZM20 181H22V180H20ZM38 181V180H37ZM39 181H41L40 179H39ZM47 181V180H46ZM45 181V182H46ZM57 181H59V179L57 180ZM57 181H56V183H57ZM74 181V180H73ZM77 181V180H76ZM84 181V180H83ZM1 182V181H0ZM4 182V181H3ZM9 182V181H8ZM7 182V183H8ZM23 182H26V181H24L23 180ZM45 182H44V184H45ZM49 182V181H48ZM61 182V181H60ZM72 182V181H71ZM71 182H69V183H71ZM90 182V181H89ZM20 183V182H19ZM28 183V182H27ZM28 183V184H29ZM33 184L35 183V181L34 182H32ZM41 182H39V184H40ZM50 183H52V182H50ZM55 183V182H54ZM63 183V182H62ZM61 183V184H62ZM74 183V182H73ZM80 183V182H79ZM82 183V182H81ZM4 184H6V182L4 183ZM4 184H2L3 186H4ZM10 186H11V184L10 183H8ZM42 184V183H41ZM40 184V185H41ZM82 184H84V183H82ZM18 185V184H17ZM23 185H24V183H23ZM30 185V184H29ZM69 185V184H68ZM75 185V184H74ZM80 185V184H79ZM87 185H88V183H87ZM5 186H7V185H5ZM14 186V185H13ZM12 186V187H13ZM20 186H22V185H20ZM31 186V185H30ZM45 187L46 185H43L42 184V187ZM52 186H54V185H52ZM61 186V185H60ZM63 186V185H62ZM69 186H71V184L69 185ZM73 186V185H72ZM71 186V187H72ZM89 186H90V184L88 185V188H89ZM95 186V185H94ZM11 187V188H12ZM36 187V186H35ZM41 187V186H40ZM44 187L42 188V190H44ZM47 187V186H46ZM67 187V186H66ZM76 187H78V185H76ZM75 187V188H76ZM7 189H8V186L6 187ZM23 187H21V189H22ZM33 188V187H32ZM39 188V187H38ZM53 188V187H52ZM51 188V189H52ZM65 188V187H64ZM64 188L62 189V190H64ZM69 188V187H68ZM79 188V189H78ZM77 189L78 190H80V187H78ZM94 188V187H93ZM0 189H3L2 187L0 188ZM13 189V188H12ZM20 189V188H19ZM20 189V190H21ZM35 189V188H34ZM5 190V189H4ZM3 190V191H4ZM69 190H70V188H69ZM76 190V189H75ZM92 190V189H91ZM6 191V190H5ZM8 191V190H7ZM17 191V190H16ZM37 191V190H36ZM36 191H34V192H36ZM41 191V190H40ZM54 191V190H53ZM71 191H73V189L71 190ZM81 191V190H80ZM89 190H87L85 193H87ZM2 192V191H1ZM9 192H10V190H9ZM12 193H13V191H11ZM9 193L10 195L12 194V193ZM15 192V191H14ZM18 192V191H17ZM29 192V191H28ZM43 192V191H42ZM47 192V191H46ZM68 192V191H67ZM44 193H45V190H44ZM78 193V192H77ZM81 193H82V191H81ZM6 194V193H5ZM37 194V193H36ZM40 194V193H39ZM43 194V193H42ZM47 194V193H46ZM57 194V193H56ZM55 194V195H56ZM63 194H64V192H63ZM65 194H66V192H65ZM1 195H2V193H1ZM1 195H0V198H2L1 197ZM17 195V194H16ZM19 195V194H18ZM23 195V194H22ZM27 195H30V194H27ZM26 195V196H27ZM33 195V194H32ZM52 195V194H51ZM51 195H49V196H51ZM69 194H67V196H68ZM72 195V194H71ZM25 196V195H24ZM24 196H23V198H24ZM25 196V197H26ZM37 196H38V194H37ZM54 196V195H53ZM57 196V195H56ZM62 196H64V195H62ZM61 196V197H62ZM80 196H82V195H80ZM9 197V196H8ZM31 197H33V196H31ZM48 197V196H47ZM46 197V198H47ZM52 197V196H51ZM55 197V196H54ZM73 197H75V196H73ZM4 198V197H3ZM6 198V197H5ZM17 198V197H16ZM19 198H21V197H19ZM66 198V197H65ZM65 198H63V199H65ZM68 198V197H67ZM66 198V199H67ZM76 198V197H75ZM26 198H24L23 200H25ZM30 199V198H29ZM39 199V198H38ZM62 199V198H61ZM70 199H72V198H70ZM69 199V200H70ZM74 199V198H73ZM73 199H72V201H73ZM77 199V198H76ZM75 199V200H76ZM4 200H7V199H4ZM33 200V199H32ZM44 200H46V199H44ZM58 200H60V199H57V201ZM3 201V200H2ZM8 202L7 203H9V200H7ZM53 201V200H52ZM4 203H6V201H3ZM3 202H2V205H3ZM16 202V201H15ZM24 201H22V203H23ZM61 202V201H60ZM63 202V201H62ZM65 202V201H64ZM67 202H68V200H67ZM66 202V203H67ZM77 202V201H76ZM19 203V202H18ZM27 203H28V200H27ZM27 203H24V205L25 204H27ZM30 203V202H29ZM34 203V202H33ZM36 203V202H35ZM38 203V202H37ZM15 204V203H14ZM16 204H17V202H16ZM31 204H32V202H31ZM30 204V205H31ZM39 204V203H38ZM58 204H61V203H58ZM64 204V203H63ZM69 204H70V202H69ZM72 204V203H71ZM23 204H22V206H24ZM34 206H35V204H33ZM47 205V204H46ZM54 205V204H53ZM53 205H52V207H53ZM56 205V204H55ZM65 205V204H64ZM68 205V204H67ZM75 205V204H74ZM4 206V205H3ZM11 206V205H10ZM13 206V205H12ZM17 206H20L21 207V205L19 204V205H17ZM37 206V205H36ZM35 206V207H36ZM49 206H51V205H49ZM62 206V205H61ZM26 207V206H25ZM43 207V206H42ZM8 208H9V205H8ZM14 208V207H13ZM38 208V207H37ZM48 208V207H47ZM3 209H5V208H3ZM12 209V208H11ZM20 209V208H19ZM24 209H27V208H24ZM44 209V208H43ZM49 209V208H48ZM8 210V209H7ZM6 210V211H7ZM14 211L16 210V209H13ZM13 210H12V212H13ZM34 210H35V208H34ZM37 210V209H36ZM35 210V211H36ZM20 211V213H21V209L19 210ZM19 211H17V212H19ZM30 211V210H29ZM41 211H43V210H41ZM11 212V213H12ZM26 212V211H25ZM27 212H28V210H27ZM31 212V211H30ZM7 213V212H6ZM16 213V211L14 212V214ZM49 213V212H48ZM55 213V212H54ZM10 213L8 212V215H9ZM32 214H35L34 212H32ZM40 214V213H39ZM6 214H5V212H2V211H0V224H1V226H2V222H3V220H2V218L4 219V218H6V217H4ZM24 215H27V214H24ZM29 215V214H28ZM44 215V214H43ZM10 216H11V214H10ZM19 216V215H18ZM23 216V215H22ZM31 216V215H30ZM34 216V215H33ZM35 216H36V214H35ZM34 216V217H35ZM39 216V215H38ZM49 216V215H48ZM40 217V216H39ZM51 217V216H50ZM8 218V217H7ZM13 218H16V216L15 217H12L11 219L13 220ZM28 218V217H27ZM27 218H25V219H27ZM33 218V217H32ZM11 219H9V220H11ZM20 219V218H19ZM50 219V218H49ZM11 220V221H12ZM15 220V219H14ZM18 220V219H17ZM41 220H44V219H41ZM40 220V221H41ZM48 220V219H47ZM29 221V220H28ZM4 222H7V224H8V221H7V219H6V221H4ZM4 222H3V224H4ZM21 221H19V223H20ZM35 222H36V220H35ZM25 223H26V221H25ZM40 223H42V222H40ZM6 224V223H5ZM16 224H18L17 222H16ZM28 224V223H27ZM31 224V223H30ZM25 225V224H24ZM29 225V224H28ZM7 226V225H6ZM10 226H11V224H10ZM9 226V227H10ZM14 226H15V224H14ZM21 226V225H20ZM31 225H29V226H27V227H30ZM42 226V225H41ZM3 227V226H2ZM2 227H0V228H2ZM8 227V228H9ZM23 227V226H22ZM25 227V226H24ZM23 227V228H24ZM12 228V227H11ZM10 228V229H11ZM27 230V229H26ZM42 230V229H41ZM40 230V231H41ZM44 230V229H43ZM16 231V230H15ZM29 231V230H28ZM27 231V232H28ZM1 232V231H0ZM3 232H4V230H3ZM7 232V231H6ZM5 232V233H6ZM17 232V231H16ZM42 232V231H41ZM46 232V231H45ZM8 233H12V232H8ZM1 234H2V232H1ZM16 234V233H15ZM21 235H23L22 233H20ZM26 234V233H25ZM27 234H31V233H27ZM32 235V234H31ZM49 235V234H48ZM6 236V235H5ZM14 236V235H13ZM16 236V235H15ZM24 236V235H23ZM39 236V234L37 235V237ZM40 236H42V235H40ZM39 236V237H40ZM46 236V235H45ZM50 236V235H49ZM0 237H2V236H0ZM30 237V236H29ZM38 237V238H39ZM42 237H44V236H42ZM51 237V236H50ZM10 238V237H9ZM8 238V239H9ZM22 238V237H21ZM33 238H34V236H33ZM37 238V239H38ZM6 239V238H5ZM28 239H30V238H28ZM28 239H27V241H28ZM31 239H32V236H31ZM36 239V240H37ZM49 239V238H48ZM47 239V240H48ZM24 240V239H23ZM40 240V239H39ZM46 240V239H45ZM10 241H11V239H10ZM50 241V240H49ZM7 242V241H6ZM29 242V241H28ZM35 242H38V240L37 241H35ZM48 242V241H47ZM25 243H26V241H25ZM25 243H23L24 245H25ZM34 243V242H33ZM39 243H41V242H38L37 244H39ZM44 243V242H43ZM0 244H2V242L0 243ZM26 244H29V243H26ZM36 244V243H35ZM35 244H33V245H35ZM11 245H12V243H11ZM40 245V244H39ZM8 246H9V244H8ZM14 246H15V244H14ZM30 246H32V243L30 244ZM24 247H26V245L24 246ZM35 247H37V246H35ZM17 248V247H16ZM26 249V248H25ZM38 249V248H37ZM3 250V249H2ZM4 250H5V248H4ZM9 250V249H8ZM17 250V249H16ZM24 250V249H23ZM22 250V251H23ZM30 249H28V251H29ZM31 251V250H30ZM5 252H7V251H5ZM32 252H34V250L32 251ZM31 252V253H32ZM37 252V251H36ZM10 253V252H9ZM12 253V252H11ZM17 253V252H16ZM19 254V253H18ZM28 254V253H27ZM3 256V255H2ZM9 256H11V254L9 255ZM25 256V255H24ZM36 256V255H35ZM8 257V256H7ZM13 257V256H12ZM11 257V258H12ZM17 257V256H16ZM26 257V256H25ZM3 258H4V256H3ZM32 258V257H31ZM6 259V258H5ZM26 259V258H25ZM28 259V258H27ZM33 259V258H32ZM8 261V260H7ZM5 262V261H4ZM14 262V261H13ZM28 262V261H27ZM30 262H32L33 263V260L32 261H30ZM10 262H8V264H9ZM16 263V262H15ZM14 263V264H15ZM23 263H25V262H23ZM36 263V262H35Z\"/></svg>","mask_w":264,"mask_h":264}]
</instances>
